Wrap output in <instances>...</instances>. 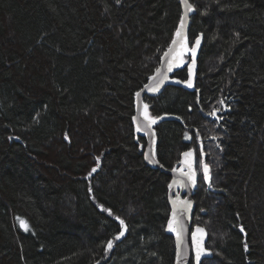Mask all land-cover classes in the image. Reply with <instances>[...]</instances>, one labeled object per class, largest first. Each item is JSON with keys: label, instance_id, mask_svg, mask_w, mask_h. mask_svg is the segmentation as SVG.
<instances>
[{"label": "trees", "instance_id": "1", "mask_svg": "<svg viewBox=\"0 0 264 264\" xmlns=\"http://www.w3.org/2000/svg\"><path fill=\"white\" fill-rule=\"evenodd\" d=\"M190 1L195 88L143 96L173 116L155 156L171 169L195 150L201 264H264V0ZM180 17L179 0H0V264H174L170 176L132 116Z\"/></svg>", "mask_w": 264, "mask_h": 264}, {"label": "snow or ice", "instance_id": "2", "mask_svg": "<svg viewBox=\"0 0 264 264\" xmlns=\"http://www.w3.org/2000/svg\"><path fill=\"white\" fill-rule=\"evenodd\" d=\"M181 4L185 7L186 14L193 11V5L189 2V0H180ZM116 3H120V0H116ZM186 14L182 15L180 17V24L179 27L176 29L175 37L172 39L171 44L169 45V48L167 51L164 52L163 56L161 57L162 61H166L165 71L162 73L161 68H156V73L159 74L158 78L154 79L153 77H149L150 80H154V83L151 85H146L145 87L149 92H153L158 90L161 85L164 83L165 80L168 79L167 73L173 72V68L177 65V61H180L182 63V58L184 54L189 50L187 48V39L184 33V27L186 23ZM238 35V34H237ZM200 44V38L197 37L195 44L190 49V51L193 54V57L196 53V47ZM181 81H177V83H180ZM189 88L193 87L192 84V66L189 65V72H188V80L183 81ZM137 97L141 95L140 92L136 93ZM220 104H224V101L221 100ZM219 109H214L209 115L216 117L217 112ZM143 130L145 132H150L151 125L156 123V118H151L148 113V106H144V112H143ZM219 119V117H217ZM133 120H137V117H133ZM141 127H137V131H141ZM185 137L187 138V133L185 134ZM65 139H68L67 135H65ZM184 159L180 160L181 167L179 169L173 168L172 171L178 172V176L176 179L172 181V183L169 184V188L171 189L174 185L180 188L188 187L189 185H195L196 184V170L194 169V160H193V151L189 150L182 154ZM146 159L148 158L149 154H145ZM155 163V161H152ZM199 164L202 166L203 171V179L206 181H210V175H209V166L207 163L204 162L203 159H200ZM96 169L93 168L92 172H95ZM91 175V173H89ZM209 187H211V184L209 183ZM171 199L172 203V215L168 219L167 224V230L169 232H174L176 234V258H177V264H180V261L185 257L186 253L184 251V245H183V233L185 231L184 227V216L188 212V210L191 208V201L186 199H181L180 195L177 194L174 199ZM111 214V213H109ZM119 219V218H117ZM120 223V230L118 231V234L114 237L116 241H119L122 237L125 236V222L122 219H119ZM22 227H27L26 224L21 221ZM240 231L244 232L245 229L243 226L240 227ZM204 230L202 228L197 227L196 231L192 233V245L195 248L196 252V261L197 264H201V255L203 254V249L201 247V239L197 237V233H203ZM114 241L113 239H109L107 241V245L105 247V251H109L113 248ZM245 250L248 249V244L245 242L244 244ZM152 255H155V253H152Z\"/></svg>", "mask_w": 264, "mask_h": 264}, {"label": "water", "instance_id": "3", "mask_svg": "<svg viewBox=\"0 0 264 264\" xmlns=\"http://www.w3.org/2000/svg\"><path fill=\"white\" fill-rule=\"evenodd\" d=\"M189 2L192 4V2L190 0H189ZM179 3H180V6H181V16L185 15L186 14L185 7L183 6V4H181L180 0H179ZM195 12H196V9H195V7L193 5V11L186 14V23H185V27H184V33H185L187 42H188L187 33H188L190 17L192 15H194ZM179 24H180V21L178 23L177 28L179 27ZM174 37H175V33H174L173 38ZM170 44H171V42H170ZM168 48H169V46L166 48L165 51H167ZM164 52H163V54H164ZM163 54L161 55V57L163 56ZM187 54L190 56V59H191L192 84H193V87L189 88L185 83H183V81L188 80V75H187V78L184 79V80H182V79H180V78H178L176 76H172L171 75L172 73L176 72L179 69V67L182 65V63L180 61H177V65L178 66H175L173 68V72L167 73L168 79L164 81V83L161 85V87L158 90L153 91V92H149L147 90V88L145 86L146 85H151V84L154 83V80H150L148 78L147 82L138 91V92L141 93V95L139 97H137V95H135V110H134V115L132 116V124H133V128H134L135 137L142 136V137H144L146 139V145H145L144 151H143V160H144L145 164L150 166V167H152V168L160 169L164 173L169 175L170 176L169 184L172 183V181L177 178L178 172L174 173L172 171L173 168H171V169L165 168L156 159L155 146H156V143H157V134H156L155 126L158 123H160V122H162L164 120L172 118L173 116L169 115V114H162V115H159V116H150L151 118H156V123L151 125L150 132H145L143 130V123H142L144 121V118H143L142 114L144 112V106H145V103L143 101V96L144 95H147V96H150V97L158 96L164 90V88L166 86H168V85L179 86V87H181V88H183L185 90H188V91L194 90L195 82H196V76H197V74H196V72H197V53H195V56L193 57L192 52L189 50L187 52ZM161 57H160V61H159V64H158L157 68L158 67L161 68V72L163 73L165 71L166 61H162ZM188 72H189V70H188ZM158 76H159V74H157L156 71H154L153 74L150 77H153L154 79H156V78H158ZM177 81H181V82L177 83ZM133 117H137V120L134 121ZM138 126L141 127V129H142L141 131H137V127ZM189 150H192L193 153H194V155H193L194 169L196 170V153H195L194 148H189V149H186V150L182 151L181 154H180L178 165L176 167H174V168L179 169L181 167L180 160L184 159L182 154L187 152V151H189ZM146 153L149 154L147 159H146V156H145ZM153 160L155 161V163L152 162ZM196 173H197V171H196ZM197 183H198V174L196 176V184L195 185H189L188 187H183V188H180V187H177V186L174 185L171 189L168 187V203H169V207H170L169 218L172 215V203H171V199L170 198L174 199L175 196L177 194H179L181 199H186V200L191 201V208L188 210V212L184 216L185 231L183 233V245H184V251H185L186 255L180 261V264H191L192 262H193V264H197L195 248L192 245V233L196 231L197 227L202 228L204 230L203 233H197V237L198 238H200L201 236L203 237L201 239V241H200L201 247L204 250L203 254L201 255V261L203 259H205V258H210L212 256V250L206 246V242L208 240V233H207L206 228L204 226L200 225V224L192 225V216H193V212H194V208H195L194 193H195L196 188H197ZM167 224H168V222H167ZM171 234H172V236L174 238L175 250H176V234L174 232H171ZM174 264H177L176 255H175Z\"/></svg>", "mask_w": 264, "mask_h": 264}]
</instances>
